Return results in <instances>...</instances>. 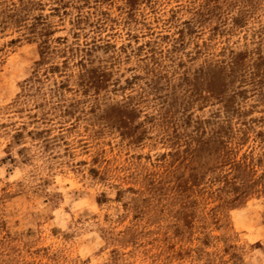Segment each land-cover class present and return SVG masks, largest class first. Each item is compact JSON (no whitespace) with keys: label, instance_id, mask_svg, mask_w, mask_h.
Segmentation results:
<instances>
[{"label":"rangeland","instance_id":"1","mask_svg":"<svg viewBox=\"0 0 264 264\" xmlns=\"http://www.w3.org/2000/svg\"><path fill=\"white\" fill-rule=\"evenodd\" d=\"M0 264H264V0H0Z\"/></svg>","mask_w":264,"mask_h":264}]
</instances>
